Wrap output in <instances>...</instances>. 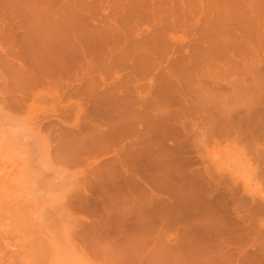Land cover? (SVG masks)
<instances>
[{
  "label": "rangeland",
  "instance_id": "374dc122",
  "mask_svg": "<svg viewBox=\"0 0 264 264\" xmlns=\"http://www.w3.org/2000/svg\"><path fill=\"white\" fill-rule=\"evenodd\" d=\"M68 9L86 24L90 64L47 85L34 47L53 14L73 20ZM261 9L262 0H0V264H264V179L227 133ZM106 28L120 58L102 47ZM113 83L131 102L125 121L164 137L135 151L167 155L144 159L147 173L136 166L128 182L121 144L102 135Z\"/></svg>",
  "mask_w": 264,
  "mask_h": 264
},
{
  "label": "bare ground",
  "instance_id": "6f19581e",
  "mask_svg": "<svg viewBox=\"0 0 264 264\" xmlns=\"http://www.w3.org/2000/svg\"><path fill=\"white\" fill-rule=\"evenodd\" d=\"M66 12L73 17L72 10L68 9ZM56 14H53L50 23L43 28V34L41 33L40 36L41 43L34 47L35 53L39 56L37 65L44 74L47 85L55 82L53 77L57 74H68L70 70H77V65L80 64V73L83 74L87 65L90 64L88 48L81 44L86 33L82 30L86 26L84 20H76L74 17L72 20L67 15L71 19L69 22L63 17H55ZM117 42L114 29L102 30V47L107 46L109 58L121 54H115L118 50ZM255 47L254 39L250 38L246 62V96L244 100H239L238 96L234 99L231 117L229 118L230 129L227 133L234 140L236 146L242 145L249 154L255 157L258 163L257 169H260L264 179V0H262L261 9L259 48L256 49ZM117 58H120V55ZM67 83H71V81L68 80ZM119 87V83H113L109 88L105 87L111 94V100L108 102L106 110V114L109 115L106 124L109 127L102 132V135L107 132L106 135L114 136L113 138L121 144L120 153H117L116 159L125 173L123 179L128 182L132 181V177L128 173L130 170L135 174L139 172L136 166H139L138 168L142 173H147V164L144 163V159L152 160L154 157L153 163H160L164 161L167 155L160 148L135 151L138 146L152 145L164 137L162 131L151 134L147 127L137 129L136 122L125 121L129 118L124 115L129 110L128 107H130L131 102L126 93L122 92ZM153 126L155 130H159L158 125ZM212 131L214 136L222 134L221 129L218 128V123ZM131 137H133V141L125 143ZM191 140L193 139L191 138ZM99 141L102 144V139ZM114 151L117 152L116 149ZM235 155L237 164L240 163L241 166H244V160L240 159L239 154ZM150 178H153V181L157 180L155 176Z\"/></svg>",
  "mask_w": 264,
  "mask_h": 264
}]
</instances>
